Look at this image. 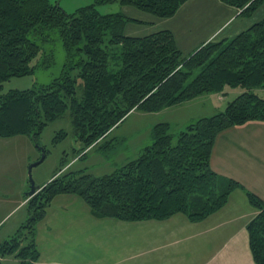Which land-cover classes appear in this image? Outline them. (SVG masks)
<instances>
[{
    "label": "trees",
    "instance_id": "obj_1",
    "mask_svg": "<svg viewBox=\"0 0 264 264\" xmlns=\"http://www.w3.org/2000/svg\"><path fill=\"white\" fill-rule=\"evenodd\" d=\"M91 1L69 15L58 0H0V138L23 136L35 144L45 127L69 112L82 153L99 148V142L132 111L156 113L201 95L237 88L243 92L222 112L177 134L167 123L154 125L151 144L110 174L92 177L85 169L65 173L61 165L26 201V219L15 235L0 243V259L36 263L35 226L57 195L79 196L95 218L161 221L180 213L199 222L241 188L227 180L221 189L209 162L221 131L264 122V99L253 93L264 87V18L233 38L207 42L184 56L171 31L127 36L128 24L142 22L123 12L100 15L96 7L118 3L168 19L189 0ZM219 1L244 18L264 5V0ZM56 39L65 52L58 77L27 90L1 92L5 82L31 76L38 64L49 68L53 60L44 57V47ZM63 136L64 132L57 135ZM246 196L258 211L246 227L249 248L254 263L264 264V203L252 193Z\"/></svg>",
    "mask_w": 264,
    "mask_h": 264
},
{
    "label": "crops",
    "instance_id": "obj_2",
    "mask_svg": "<svg viewBox=\"0 0 264 264\" xmlns=\"http://www.w3.org/2000/svg\"><path fill=\"white\" fill-rule=\"evenodd\" d=\"M128 17L142 24H128L125 35L144 37L161 30H169L184 56L210 40V37L201 38L197 42L198 46H186L176 37L173 28L179 27L175 25V21L163 29H156L157 23L153 20L148 22L137 17ZM263 18L237 32H233V19L226 27L216 28L214 34L221 29L218 33L221 35L227 28L226 35L218 41L230 39ZM220 95H202L165 108L158 114L167 115L157 123H167L172 128V133L177 134L194 121L220 113L217 108H213L210 114H205V111L189 114V108L196 104H211L215 97L217 103L223 102L226 94ZM173 112L181 114V121L188 119L187 124L181 122L175 130L171 117ZM154 125L148 126L152 129ZM22 137L0 138V148L5 149L8 145L19 142H31L27 137L25 139L28 141ZM37 159V155L28 153L15 177L6 173L1 175L0 230L14 214L25 207L23 193L29 189L25 169L28 163ZM4 163L5 161L0 162V166ZM209 164L211 170L220 178L221 189H225L227 180L238 183L241 188L230 192L222 208L199 222H191L180 213L161 221L125 222L112 218H95L79 196H55L46 208L43 218L35 226L34 243L38 252L35 264H255L246 227L257 216L258 211L249 204L246 193L256 195L264 203V122L251 121L221 131L214 140ZM64 168L65 166L60 171ZM57 172L58 170L49 179ZM44 184L45 182L38 186ZM13 188L16 202L14 206L7 207L12 199L10 193H13ZM11 237L6 235L0 243ZM5 260L6 258L0 259V263ZM5 263L16 264V260L8 259Z\"/></svg>",
    "mask_w": 264,
    "mask_h": 264
},
{
    "label": "rangeland",
    "instance_id": "obj_3",
    "mask_svg": "<svg viewBox=\"0 0 264 264\" xmlns=\"http://www.w3.org/2000/svg\"><path fill=\"white\" fill-rule=\"evenodd\" d=\"M50 1L54 2L55 0ZM58 4L67 14L70 15L74 14L75 11L80 8L91 5L92 1L58 0ZM129 8L130 7H128V9H126V7L121 8L118 3H112L97 6L96 10L100 15L125 12L124 14L126 16L137 17L148 22L153 20V22L157 23L156 29H163V27L170 26V24L175 21V25L177 24L179 27L173 28L176 37L177 39L180 38L183 45L186 46H198L197 42H199L201 38L208 39L210 37L208 42H217L220 37L222 38L226 35L227 28L224 30L223 34H221L222 36L218 35L221 29H218V32L214 34L215 30H217L216 28L219 26L226 27L228 22H231V20L233 21V19L234 22L232 23H235V29L233 28V32H237L238 30L247 27L255 20L264 17V5L249 18H244L239 16L240 11L221 3L219 0H189L180 7L174 17L168 19H159L136 9ZM146 15L153 17V19ZM193 48L195 49L197 47ZM44 51V57L53 60V64L49 68L43 69L40 64H38L39 67L37 69L35 68L34 73L31 76L14 78L5 82L2 85L1 92L8 93L11 90H27L33 88L35 85L49 84L53 79L58 77L65 61V52L60 40L56 39L54 42L46 45ZM39 58L40 56L34 59L31 64L36 65ZM242 92L243 90L240 88L226 90L220 95L222 96L226 94L223 102L217 103L215 97L211 104H196L189 108V114H200L199 111H205V114H210L213 112V108H217V110L222 112L227 103L234 100ZM253 93L259 98L264 99V87L255 89ZM161 111L156 113H143L139 111L132 112V114L129 113V116L127 115L128 117L125 118L116 129L111 130L107 137L99 142V148L95 150H87L82 153H78L80 144L73 135L70 114L69 112H66L60 119L44 128L35 144L31 142H19L15 145H8L5 149L0 148V162L5 161V163L0 166V178H2L1 175H4L5 173L7 175H17V171L20 168V165H22V161L28 156V153L30 155H37L39 159L41 154L39 153L38 148H42L43 151H46V154L43 162L31 171V177L36 186L43 182L47 184L52 174L63 164L65 166L63 170L65 173H77L78 171L85 169V172L92 177L110 174L127 162L137 159L143 152L144 148L151 144V129L148 125L151 126L152 124H158L157 122H159L164 115H167L158 114ZM170 111L171 110H169V112ZM174 113L176 112L171 114V117H173L174 120H172L174 129L177 128V125L181 122L187 124V118L186 121H181L179 120V115L181 114L177 115V113ZM61 132H64L65 136L62 138L57 137ZM22 139L28 141L25 137H22ZM84 153H86V155L82 157ZM33 162L28 163L25 169L27 181V167ZM11 191L13 192L10 193L12 199L7 207L14 206L16 202V195H13L15 194L14 188L11 189ZM27 192L28 189L23 194ZM25 219L26 210L24 207L14 214L1 228L0 240H3L2 238H5L6 235H15ZM8 259L10 260L13 258H6L7 261ZM5 262L0 264H6Z\"/></svg>",
    "mask_w": 264,
    "mask_h": 264
},
{
    "label": "water",
    "instance_id": "obj_4",
    "mask_svg": "<svg viewBox=\"0 0 264 264\" xmlns=\"http://www.w3.org/2000/svg\"><path fill=\"white\" fill-rule=\"evenodd\" d=\"M38 149L41 151L40 158L37 161L31 163L27 167V178H28L29 189H28V192L25 193V195H24L25 199H29L32 196H34L36 194V192L38 190H40V188H41L40 186H36L35 185L34 181L32 180V177H31V171H32V169L35 168L36 166L40 165L43 162L44 157H45L44 152H43V149L42 148L41 149L38 148Z\"/></svg>",
    "mask_w": 264,
    "mask_h": 264
}]
</instances>
